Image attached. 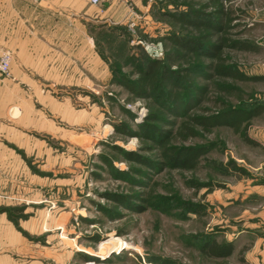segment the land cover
<instances>
[{"label":"rangeland","instance_id":"374dc122","mask_svg":"<svg viewBox=\"0 0 264 264\" xmlns=\"http://www.w3.org/2000/svg\"><path fill=\"white\" fill-rule=\"evenodd\" d=\"M142 5V23L94 34L108 75L41 92L32 106L0 90V264H264V192L245 194L264 149L226 127L204 133L194 121L220 102L264 106V0L229 3L236 11L221 32L206 25L205 0ZM187 12L200 24L171 17ZM149 60L169 79L129 93L121 80H136L135 67ZM221 65L246 79L219 76ZM184 126L196 135L182 138ZM262 129L264 114L246 135ZM188 148L206 151L193 168L178 157ZM209 242L231 255H202Z\"/></svg>","mask_w":264,"mask_h":264},{"label":"crops","instance_id":"0c3cea01","mask_svg":"<svg viewBox=\"0 0 264 264\" xmlns=\"http://www.w3.org/2000/svg\"><path fill=\"white\" fill-rule=\"evenodd\" d=\"M148 11L142 0L97 6L89 0H0V55L12 56L10 77L0 79V90L15 92L16 106H32L41 92L83 87L99 73L108 75L94 34L101 25L112 30L132 20L138 25ZM250 138L264 149V129ZM250 182L245 194L264 192V162L251 168Z\"/></svg>","mask_w":264,"mask_h":264},{"label":"trees","instance_id":"16d2710c","mask_svg":"<svg viewBox=\"0 0 264 264\" xmlns=\"http://www.w3.org/2000/svg\"><path fill=\"white\" fill-rule=\"evenodd\" d=\"M206 6L205 8L212 9L210 13V18L208 23L206 24L209 29H214L216 31H223L220 29V23H222V29L228 26L232 19L233 14L236 11L232 9L229 3L235 0H205ZM196 15L189 13H180L177 16H171L174 20L184 26V25H199L198 18L194 17ZM175 45H180L186 49H190V43L188 40L183 38H170ZM98 45V44H97ZM233 48H243L241 43L233 44ZM216 59H220L219 61H223L219 52L214 53ZM129 60H132L131 58ZM145 68H140L139 66L135 67L133 74H136V80L127 81L121 80L120 84L123 88H125L129 93L135 95H143L145 89L148 87H156L159 82H164L169 79L170 73L168 70L163 67L160 68V64L157 61L149 60L146 62ZM216 72L221 77H231L238 78L240 80L246 79L238 73L227 70L225 67L217 66ZM218 103V102H216ZM221 106H216V111L208 116L197 117L194 119L195 124L200 127V129L204 133H210L212 129L218 127H226L233 131L234 134L238 135L239 138L248 145L256 146V142H254L251 138L246 135L247 129L250 126L251 120L259 115L264 114V106L257 105L249 110L224 106L220 102ZM185 128V126H184ZM187 135L194 136L196 135L194 130L191 128H185L184 133H180L182 138L187 137ZM206 153L205 150H196V149H185L178 153V157L183 158V164L187 168H193L194 162L200 156ZM202 255L208 257L209 259H222L227 258L232 253V248L230 246L222 245L221 243L209 242L206 245H203L200 249Z\"/></svg>","mask_w":264,"mask_h":264},{"label":"built area","instance_id":"2783aa9c","mask_svg":"<svg viewBox=\"0 0 264 264\" xmlns=\"http://www.w3.org/2000/svg\"><path fill=\"white\" fill-rule=\"evenodd\" d=\"M33 3H37L38 0H28ZM107 0H89L90 4L93 6H97ZM134 24H129L128 29L129 31H133ZM162 48L161 46H154L152 57L158 58L162 55ZM12 56L9 52H2L0 55V75L3 77H9L10 76V64H11Z\"/></svg>","mask_w":264,"mask_h":264}]
</instances>
